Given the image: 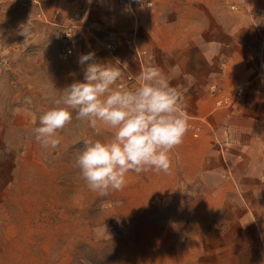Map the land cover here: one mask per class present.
Returning a JSON list of instances; mask_svg holds the SVG:
<instances>
[{
    "label": "rangeland",
    "instance_id": "374dc122",
    "mask_svg": "<svg viewBox=\"0 0 264 264\" xmlns=\"http://www.w3.org/2000/svg\"><path fill=\"white\" fill-rule=\"evenodd\" d=\"M33 0H0V264H197L201 193L171 191L173 169L129 172L120 191L88 188L76 165L85 141L111 130L73 119L45 148L34 129L83 80L74 47ZM104 226L106 231L104 230Z\"/></svg>",
    "mask_w": 264,
    "mask_h": 264
},
{
    "label": "crops",
    "instance_id": "0c3cea01",
    "mask_svg": "<svg viewBox=\"0 0 264 264\" xmlns=\"http://www.w3.org/2000/svg\"><path fill=\"white\" fill-rule=\"evenodd\" d=\"M33 1L60 28L81 11L73 46L120 67L119 81L148 65L170 78L189 128L168 190L202 195L194 263L264 264V0Z\"/></svg>",
    "mask_w": 264,
    "mask_h": 264
},
{
    "label": "clouds",
    "instance_id": "9594fccd",
    "mask_svg": "<svg viewBox=\"0 0 264 264\" xmlns=\"http://www.w3.org/2000/svg\"><path fill=\"white\" fill-rule=\"evenodd\" d=\"M78 63L83 80L67 86L55 106L39 116L36 139L45 148H57L58 132L71 123L73 111L90 128L111 130L110 139L85 141L76 157L82 179L102 196L122 190L129 172L168 173L171 153L189 128L181 91L157 66L144 67L136 87L124 88L117 83L121 68L98 62L95 53L81 54Z\"/></svg>",
    "mask_w": 264,
    "mask_h": 264
},
{
    "label": "built area",
    "instance_id": "2783aa9c",
    "mask_svg": "<svg viewBox=\"0 0 264 264\" xmlns=\"http://www.w3.org/2000/svg\"><path fill=\"white\" fill-rule=\"evenodd\" d=\"M248 1V0H245ZM118 3L123 8H131L132 7V0H118ZM82 18V13L79 10L74 11L71 15L68 16L65 24L62 26L63 36L65 42L67 43V48L63 53V57L67 58L74 51V39H75V31L79 27V22ZM107 49L109 51H113L114 47L112 44L107 45ZM143 54V53H142ZM121 87L124 88H135L137 85L136 77L132 74H127L125 78L118 82ZM243 89L239 87L237 91V96L242 95Z\"/></svg>",
    "mask_w": 264,
    "mask_h": 264
}]
</instances>
